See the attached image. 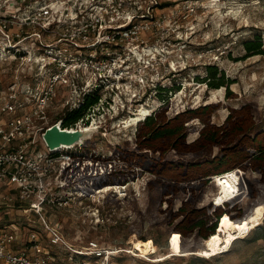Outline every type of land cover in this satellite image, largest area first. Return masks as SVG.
<instances>
[{"label": "rangeland", "instance_id": "1", "mask_svg": "<svg viewBox=\"0 0 264 264\" xmlns=\"http://www.w3.org/2000/svg\"><path fill=\"white\" fill-rule=\"evenodd\" d=\"M135 3L132 8L127 5L121 7V21L128 15V10L138 13L134 23L149 25L148 29L137 31L140 39L145 40L142 45H153L152 50L164 47L169 51L168 59L173 60L170 63L179 69L170 72L164 82L166 99L153 101L157 116L164 113L169 118L178 112L210 105L204 118H208L210 124H222L233 109L249 105L255 120L253 133L264 129V0H135ZM62 12L66 15V8ZM19 29L17 26L13 28L14 31ZM77 29L78 26L74 25L73 31ZM24 30L31 35L16 44L32 46L38 40L34 32L41 30L45 34L33 22L26 23ZM248 42L255 43L253 45L256 47L249 48ZM30 64L29 61L21 66L19 59H0V85L5 87L16 76L25 82H33L31 79L36 67ZM184 65L186 68L183 69ZM209 66L213 70L216 67V74L209 71ZM210 76V81L214 82L224 79L223 84L210 86L207 79ZM71 93L73 91L68 86L59 88L58 101L50 111V120H56L67 110L75 108H63L62 100H59ZM137 106V103L130 104L122 118H128L129 112ZM142 107L144 105L139 110ZM107 112L105 109L106 115ZM146 117L123 126L121 117L109 113L103 118L102 126L107 131L94 132L86 140L85 144L91 148L93 156L102 160H116L119 172L111 181H98V186L111 183L112 189L101 191V187L82 202L77 201L49 211L50 220L59 224L65 239L73 248H81L89 241L97 240L103 247L113 249L109 264H264V239L247 241L245 237L248 232L239 236L232 247L230 245L222 252L199 254L197 250L204 247V241L210 234L200 235L197 229L182 232L177 228L182 216H175L182 204L190 198L195 199V207L198 209L209 207L217 198V193L227 189L225 180L223 177L217 178L218 174L236 169L240 177L239 191L242 192L221 206V214L228 212L233 219L249 220L255 206L264 205V175L257 169H244L240 165L225 167L220 172L206 176H198V167L187 168L189 163H199L221 153L222 147L218 144L208 143L199 146L198 151L183 153L170 145L177 141L178 146L183 147V139L180 138L176 141H163L161 147L165 148L164 152L139 149L138 132L145 126ZM184 126L186 128L182 131L185 141L189 143L201 138L205 120L201 116L189 115ZM152 142L159 144L158 140ZM139 156L148 160H140ZM151 159L161 163L173 161L175 165L182 166L173 170L163 169L161 163ZM143 162L151 166L157 163L158 169L162 168L166 175H193L194 179L186 181L179 178L181 180L178 183L187 186L173 194H166L163 183L154 182L164 178L146 168ZM114 178L121 180L116 182ZM196 185L201 186L193 190ZM251 186L255 195L250 194ZM212 211L211 208L209 212ZM20 213H23L22 210L3 199L0 193V221L9 224L12 220L21 219ZM263 222L264 216L260 223ZM176 231L182 235L181 251L190 253L184 255L178 251L172 254L171 240ZM21 233L23 235L25 231L21 230ZM139 237L152 238V252L141 255L134 250L131 241ZM49 247L60 256L55 264H97L93 258H86L83 254L74 255L75 258L70 259L71 251L66 247Z\"/></svg>", "mask_w": 264, "mask_h": 264}, {"label": "built area", "instance_id": "2", "mask_svg": "<svg viewBox=\"0 0 264 264\" xmlns=\"http://www.w3.org/2000/svg\"><path fill=\"white\" fill-rule=\"evenodd\" d=\"M123 5L132 8L136 3L0 0V59H19L21 66L30 61V66L36 67L33 82L16 76L5 87L0 85V193L23 212L21 219L9 224L0 221V264H53L56 257L49 245L66 247L70 259L83 254L97 264H109L112 253L108 248L97 240L73 248L48 213L90 197L100 189V177L111 172L117 162L93 156L86 141L51 150L43 132L61 119L64 128L96 125L104 133L103 118L109 113L121 117L127 126V116L122 115L130 104L139 106L128 117L143 105L148 116L155 112L154 100L166 99L164 82L170 72L179 69L170 63L173 60L168 59L164 47L152 50L153 45H142L145 40L137 31L149 25L134 23L138 13L129 10L122 22ZM65 8L66 15L62 12ZM29 22L45 34L34 32L38 37L34 45H19L31 35L24 30ZM74 25L78 26L76 32ZM16 26L19 31L13 30ZM62 86L73 91L59 99L63 108L80 106L87 94L97 96V101L69 124L62 118L50 120Z\"/></svg>", "mask_w": 264, "mask_h": 264}, {"label": "trees", "instance_id": "3", "mask_svg": "<svg viewBox=\"0 0 264 264\" xmlns=\"http://www.w3.org/2000/svg\"><path fill=\"white\" fill-rule=\"evenodd\" d=\"M253 42H248L247 45L249 48H255ZM259 44V43H258ZM259 46V45H258ZM257 46V47H258ZM212 66H209V71L212 74H216L215 70L212 69ZM209 85L218 87L223 84L224 79H221L219 82L210 81L211 76L207 78ZM97 101L96 94H87L81 103L80 106L75 107L72 110H67L65 114L60 116L63 119L65 124L72 123L76 121L79 117H81L88 107ZM211 106H201L196 108H191L185 110L183 112H178L176 116L167 118L166 115L159 114L157 116L156 113L150 114L146 117V123L144 127L138 132L137 145L139 149L149 148L155 151L162 150L165 151V148L161 147V143L166 140L175 139L179 140L183 139V147H179L177 141L171 142L170 145L176 149H179L180 152L186 153L188 151H198L199 146H205L206 144H218L222 147L221 153L213 156L212 158H208L199 163H189L187 164V168L198 167V176H206L211 174L212 172H220L225 167H236L241 166L244 169L248 167H252L253 169H257L264 175V129H261L255 133H253V127L255 124L254 114L249 105H244L241 108L233 109L226 121L222 124H210L208 118H204L206 112H208V108ZM189 115H197L201 116L205 120V126L202 129L201 138L198 140H194L192 142L187 143L185 141V135L182 131L186 127L184 126V122L188 118ZM152 140H158V143L152 142ZM139 159L148 160L144 157L139 156ZM157 160L151 159V161ZM141 163V161H140ZM143 165L146 168L152 170L156 174L160 175L163 179L155 180L154 182H162L165 187V193H174L179 188H185L187 185H180L178 182L179 178H183L182 180H192L194 179L193 175L189 176H179V175H166L162 172L163 169L167 168L170 170L177 169L182 165H175L173 161H162L160 164L162 168L158 169V164H154L153 166L145 164ZM234 171L238 173V170L231 169L224 171L231 172ZM119 171L117 166L111 172L105 173L100 178L104 181L113 180V176L117 174ZM222 173V172H221ZM122 174H124L122 172ZM220 175V174H218ZM125 177V175H123ZM111 177V178H110ZM196 178V177H195ZM264 178V177H262ZM167 179V180H166ZM116 182L121 179L114 178ZM168 180H173L174 182H169ZM153 183V181H151ZM240 183V180H239ZM239 183L237 185V189L231 195L227 196L224 201L217 203L213 200V203L210 204L209 207H202L200 209L195 207V199L190 198L182 204L179 210L175 213V216H182V219L177 225V228L182 232L186 233L189 231H193L194 229L198 230V233L203 236H207L213 232H215L217 227H219L220 219L223 215L228 214V212H223L221 206H224L226 203H229L236 197L240 195L242 191L240 190ZM98 184V183H97ZM100 184V183H99ZM111 184V183H110ZM117 184V183H116ZM107 185V184H105ZM103 185V187L105 186ZM201 185H196L193 187V190L200 188ZM102 186H100L101 188ZM96 189V188H95ZM250 194L255 195V190L253 186H251ZM213 211L210 213V209ZM230 216V215H229ZM233 218V217H232ZM218 224V225H217ZM217 226V227H216ZM178 232V231H176ZM241 238V237H240ZM239 237L232 241L231 247L235 241H237ZM264 239V222L259 223L256 227L251 228L247 233L245 240L253 241ZM56 259L53 261V264L57 261V258L60 259L59 254L56 251H52Z\"/></svg>", "mask_w": 264, "mask_h": 264}, {"label": "bare ground", "instance_id": "4", "mask_svg": "<svg viewBox=\"0 0 264 264\" xmlns=\"http://www.w3.org/2000/svg\"><path fill=\"white\" fill-rule=\"evenodd\" d=\"M183 92V91H181ZM148 109L146 106L142 107L141 110H139L136 115H132L131 117L126 118V125L133 124L137 121L142 120L146 117L148 114ZM223 177L227 184V191H220L216 195V199H214L217 203L224 201L227 196L232 194L239 183L240 177L239 174L231 171V172H225L217 176V178ZM224 182V183H225ZM226 184L224 186H226ZM111 184H107L104 188H101V191H107L109 189H112ZM120 187V186H118ZM97 189V188H96ZM121 189V188H120ZM264 216V205L263 204H257L254 208V212L250 216V219H233L228 214H225L221 217L219 222V227H217L216 231L211 233L204 241V247L197 250L199 254H212L217 253L218 251L226 250L230 247L232 244V241L235 240L237 237L245 234L246 232H249L252 227L257 225L261 222V219ZM132 239V238H131ZM132 245L135 251H137L139 254L143 255L146 253L152 252V249L154 248L153 240L152 238L147 239H141L134 238L132 241ZM181 245H182V235L178 231L175 233V235L172 237L171 240V250L173 251L172 254H175V252H181L182 254H188L191 251H181ZM111 253L114 252L113 249H109ZM118 250V249H116ZM131 251V250H130ZM171 254V253H170ZM165 256V255H164ZM163 258L162 257H156ZM159 260V259H158Z\"/></svg>", "mask_w": 264, "mask_h": 264}, {"label": "water", "instance_id": "5", "mask_svg": "<svg viewBox=\"0 0 264 264\" xmlns=\"http://www.w3.org/2000/svg\"><path fill=\"white\" fill-rule=\"evenodd\" d=\"M61 124L62 120L59 119L43 132L44 141L51 150L82 143L89 139L92 133L99 132L101 128V126L96 125L83 126L81 128H64Z\"/></svg>", "mask_w": 264, "mask_h": 264}]
</instances>
